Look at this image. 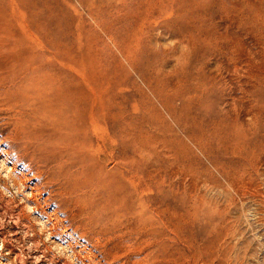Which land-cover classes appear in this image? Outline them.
Segmentation results:
<instances>
[{
  "label": "rangeland",
  "instance_id": "1",
  "mask_svg": "<svg viewBox=\"0 0 264 264\" xmlns=\"http://www.w3.org/2000/svg\"><path fill=\"white\" fill-rule=\"evenodd\" d=\"M0 264H264V0H0Z\"/></svg>",
  "mask_w": 264,
  "mask_h": 264
},
{
  "label": "bare ground",
  "instance_id": "2",
  "mask_svg": "<svg viewBox=\"0 0 264 264\" xmlns=\"http://www.w3.org/2000/svg\"><path fill=\"white\" fill-rule=\"evenodd\" d=\"M76 92V91H75ZM85 93H86V91H85ZM75 95V94H74ZM89 97V96H88ZM78 98H81V99H83V101H84V104H86L87 103V100H85V98L83 97V96H78ZM82 101V100H81ZM98 101V100H97ZM100 102V101H99ZM97 104L99 105V103L97 102ZM97 105V106H98ZM101 105V104H100ZM92 109H91V111H92V114H95V109H96V102L94 101V102H92ZM86 108V107H85ZM98 108H99V106H98ZM90 109V108H89ZM99 109H101V108H99ZM98 109V110H99ZM88 110V109H87ZM87 110H85V111H87ZM97 110V109H96ZM97 114H99V113H97ZM93 118H95V116H93Z\"/></svg>",
  "mask_w": 264,
  "mask_h": 264
}]
</instances>
